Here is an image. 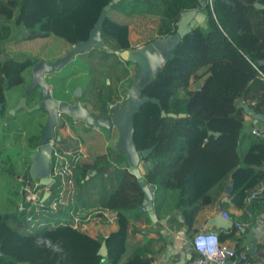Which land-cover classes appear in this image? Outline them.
Instances as JSON below:
<instances>
[{"label":"trees","instance_id":"1","mask_svg":"<svg viewBox=\"0 0 264 264\" xmlns=\"http://www.w3.org/2000/svg\"><path fill=\"white\" fill-rule=\"evenodd\" d=\"M113 1L0 0L1 103H5L8 91L23 89L27 83L25 72L33 65L54 62L77 43L86 41L103 8ZM255 3L264 5V0H213V9L206 3V23L181 40L143 92V96L159 101L158 105L143 107V113L137 115L141 117L140 126L135 122L137 150H151L147 162L154 167L146 172L145 180L156 188L155 213L160 217L168 204V209L181 212L182 227L191 234L195 233L198 213L217 201L229 181L233 186L230 197L239 208L245 207L249 191L264 185V132L252 134L253 125L245 119L239 105L240 101L255 103L250 108L256 113H262L264 107V9H257ZM196 6V0H121L114 4L102 27L103 38L112 48L108 45L107 50H93L81 56L89 59L87 62L97 59L98 67L93 71L100 73L98 77H105L90 80L86 89L92 92L85 91L89 101L82 99L83 105L89 108L95 101L100 106L89 110L104 115L107 106L121 98L125 88L132 84L133 75L130 77L129 72L134 65L123 62L117 52L132 49L129 27L137 16H159L157 35L165 38L176 32L181 14ZM6 19H11L9 25ZM14 22L20 29L17 33L12 30ZM109 57L113 59L106 61ZM107 62L110 67L103 68ZM111 77L117 80L115 87L106 82ZM197 83L200 84L195 86ZM5 120L6 127H16V114H8ZM63 120L73 127L74 120ZM59 127L65 128V122ZM39 139L38 135L28 139L31 150L38 148ZM55 142L66 154L77 152L74 148L80 143L75 138L63 137ZM115 151L109 148L92 161L71 159L74 188L66 190L60 199L65 204H60L59 210L48 218L31 212L33 221L39 222L53 221L63 213L72 214L67 225H47L22 232L0 210V264L25 260L20 254L4 252L8 247L27 255V264H104L99 255L103 243L109 264H119L133 229L131 216L143 210L145 193L128 171L124 156H114ZM31 162L32 158L27 180ZM9 173L14 174L11 167ZM48 190L51 196L43 204L45 209H50L54 202L59 204L60 198L57 182ZM28 207L26 200L24 209ZM144 212L147 217V210ZM93 214L116 225L100 242L92 240L84 228L86 218ZM27 215L24 211L23 222ZM77 215L81 220L73 229ZM37 237L60 242L63 254L37 247ZM152 261L153 257L136 256L126 264Z\"/></svg>","mask_w":264,"mask_h":264},{"label":"water","instance_id":"2","mask_svg":"<svg viewBox=\"0 0 264 264\" xmlns=\"http://www.w3.org/2000/svg\"><path fill=\"white\" fill-rule=\"evenodd\" d=\"M121 0H114L103 8L94 28L91 30L86 41L77 43L63 58L57 59L54 62L40 61L31 67V81L26 87L24 97L20 103L11 110L10 114L27 109L29 113L36 110H43L48 116L46 124L42 128V135L38 141V150L32 157L30 165V178L36 182L37 186L50 188L53 185V179L50 177L52 168V147L50 142L55 138L60 140V136H56V130L60 120L63 117L71 118L74 121H81L88 126L101 128L109 133L116 131L118 139L115 144V150L124 154L128 171L136 177L140 183L144 193V207L147 210L149 218L153 222H158V217L154 210L153 193L156 188L149 185L145 180V175L148 170L154 167V164L147 162L151 150L138 151L135 145V117L140 113L141 109L147 104L158 105L157 99H150L143 96L144 90L149 86L159 75L163 66L170 60L175 49L180 44L181 40L190 34L197 27L206 23L207 15L203 12L206 8V0H196L197 6L195 9L184 11L177 22V30L174 34L165 38H158L149 42L142 48H132L129 51L119 53L123 62H129L135 66V73L131 85L125 88L123 96L125 101L123 104L116 103L112 110L105 115H95L85 107L82 103L83 89L77 88L74 92L76 98L74 103L60 101L53 98L50 85L46 80L47 75L62 71L73 58L91 52L93 50H107L103 38V23L106 20L109 12L114 4ZM257 9H264V5L255 3ZM35 90L39 91L42 102L40 105L33 108H27V98ZM243 110L252 116L253 111L248 106L240 104ZM4 110L3 104L0 101V112ZM165 116V112L162 113ZM256 121L264 123V114L253 115ZM233 191V186L229 184L226 188V193L230 195ZM48 193L44 194L42 202L47 200ZM234 228L232 220L225 219L220 213H217L208 220L205 225V230H230ZM99 255L104 261L108 256L106 244L103 243L99 251ZM188 259L181 260L177 264H185Z\"/></svg>","mask_w":264,"mask_h":264},{"label":"crops","instance_id":"3","mask_svg":"<svg viewBox=\"0 0 264 264\" xmlns=\"http://www.w3.org/2000/svg\"><path fill=\"white\" fill-rule=\"evenodd\" d=\"M159 24V16H137L133 24L129 27V40L132 48H142L149 42L160 38L157 35ZM63 71H65V69ZM51 77L57 79L58 76L55 73L48 76V78ZM110 79L106 80L108 85H110ZM49 80L50 79H48V81ZM199 84L200 83L194 85L198 86ZM77 88L78 87H76V89ZM84 91L89 92L85 89L83 90V94ZM90 92L92 91L90 90ZM240 104H244L249 108L255 105V103H249L247 101H240L239 105ZM262 113L253 111L252 116H250L245 112V119L248 123L253 125L254 129L264 132V123L262 121H256V119L253 118V115ZM76 123L79 125L81 123L83 128L75 139L80 141L79 145L88 153V156L97 157L106 154L109 148L115 149V144L118 139L116 131L109 133L101 128L88 126L79 121ZM66 129H69L68 131L70 132V128ZM40 134H42V132ZM113 154L118 157L121 155L124 156L120 151H115ZM85 161L89 160L87 159L82 162ZM126 166L128 167L127 162ZM229 184H231L230 181ZM229 184H227V186H229ZM226 188L216 202L206 206L198 213L193 226L195 230L194 234L189 233L185 227H182L184 217L181 212L168 209V204L161 210V216L158 217V222H153L149 218L148 213L147 217H145V212L143 210L140 211L141 216L139 215L140 213L133 214L131 216L133 229L128 237L126 252L119 264H126L136 256L153 257L151 264H177L181 260L188 259L190 255H192L191 240L193 236L198 231L205 230V225L208 220L217 214L215 209L218 206H221L224 212L228 214L234 222V228L228 231L216 229V231H220L222 237H225L223 241L238 250L247 251L253 264H261L264 258V233L262 231L264 230V194L258 196L253 202L246 203L245 207L239 208L234 204L230 197L231 194L228 195L226 193ZM211 193H213L212 197L214 198L216 190H212ZM7 202L8 204L4 207L0 201V210L8 217V222L22 232H32L34 229L38 230L39 228L46 227L45 225H49V228L67 225L66 222L72 217V214L67 216L63 213L55 217L54 220L57 221L56 223L53 220L47 223L41 222L40 224L35 223L33 225L32 223L22 221L24 203H21V201H15L16 203H14L12 200ZM85 213L86 211L82 212V214L86 216ZM236 221L248 224V226L237 229ZM76 228L73 227V229ZM84 228L92 240L100 242L105 239L109 232L116 229V225L105 223L102 219L98 218L97 215L93 214V216L87 218ZM4 252L9 254L17 253L24 257L25 260H22L19 264H27L30 261L27 255L15 251L10 247L6 248ZM103 263L109 264L108 259L106 258Z\"/></svg>","mask_w":264,"mask_h":264},{"label":"rangeland","instance_id":"4","mask_svg":"<svg viewBox=\"0 0 264 264\" xmlns=\"http://www.w3.org/2000/svg\"><path fill=\"white\" fill-rule=\"evenodd\" d=\"M11 19H6L5 23L10 24ZM14 22L12 26V30L15 33L20 30ZM105 40V44L110 46V42L107 39ZM108 46V47H109ZM97 58V57H96ZM112 57H109L106 61L112 60ZM89 59H82L81 56H78L73 61L72 65L68 67L65 71H60L57 74V79H50V89L53 91L54 98L63 100H68L70 103L74 101L73 97L68 92H73L76 90V87H81L85 90L87 87H90V80L96 79L104 80V76H100V73H95L93 69L98 67L97 59H92L90 62H87ZM92 66H94L92 68ZM103 68H109L110 64L107 62L102 65ZM67 73V74H66ZM71 74V76H70ZM134 74V67L129 72V76L132 77ZM76 76V77H75ZM27 84L30 82L31 75L30 71L26 74ZM117 84V80L115 77H111L110 86L115 87ZM197 86V85H195ZM89 92V88L87 89ZM22 89H13L6 94V108L7 111L13 108L18 104L19 99L22 97ZM87 93L84 91L82 98L84 101H89L87 97ZM124 97V96H123ZM96 98V96H94ZM119 101L123 100V98H119ZM34 106L33 102L28 108H32ZM100 105L95 101L92 102L91 107L97 109ZM7 111L0 114V201L4 205V207L8 204L7 201L12 200L21 201L24 203L27 199L31 200V193H35L42 188H37L36 182L31 178L29 180L26 177V172L28 169V165L30 163V159L36 153V150H31L28 139L32 135H40L41 127L45 124L46 118L42 113L39 112H31L29 113L26 109H23L19 113L16 114V127L9 128L6 127V115ZM28 112V113H27ZM140 113H143V108ZM139 115V114H138ZM141 117H135L134 123L136 122L137 126H140L139 120ZM136 120V121H135ZM69 122L68 120H66ZM65 122V120H60V124ZM66 125V122H65ZM76 124H73V127L70 126V132L66 128H58V136L60 138H77L78 133L82 130V125L80 123L77 124V128H75ZM109 138V137H108ZM79 145V144H78ZM74 149H81L79 146ZM95 157H91L89 155L88 160L92 161ZM11 167L14 172L13 175L9 173V168ZM31 192V193H29ZM39 196L42 197L41 193ZM78 217V215H77ZM56 223L57 221L54 220ZM47 223V222H46ZM47 226V225H45Z\"/></svg>","mask_w":264,"mask_h":264},{"label":"built area","instance_id":"5","mask_svg":"<svg viewBox=\"0 0 264 264\" xmlns=\"http://www.w3.org/2000/svg\"><path fill=\"white\" fill-rule=\"evenodd\" d=\"M206 3L207 6H210L211 9H213V0H206ZM109 112L110 109H107L106 114ZM263 113H264V107H263ZM252 134L258 136L261 134V131L257 129H253ZM50 145L52 147V168H51L50 177L53 179V183L55 182L58 183V188L60 190V198L58 199L59 204L57 202H54L51 204L50 209L44 208L43 206L44 202H42L41 199L44 193L49 194L47 200L50 198L51 192L48 190V188H42L41 190H38L35 193L29 192L31 193L32 199L31 200L27 199V203L29 204V207L24 209V205H23V211H25L26 214H28L27 217L25 218V221L28 223H32L33 225L35 223L40 224L41 222H39V220L33 221V215L31 214V212L38 214L40 213L45 214L48 218L53 213L59 210L60 204H65V203H61L60 199L64 196V192L66 190H72L74 188V181H73L74 171L72 167V160L74 162H77V161H84L89 158L88 153L85 150L79 149L77 152L75 153L73 152L72 154L70 152H67L68 155H71L74 158L71 160L70 157H68L65 152L61 151L58 148L55 141H51ZM39 193H41L42 197L39 196ZM262 194H264V185H261L259 188L249 191L245 201L246 203H251L254 200H256L258 196ZM215 210L217 211V213H220L225 219L233 221V219H231V217L224 212L221 206L216 207ZM143 211H146V208H143ZM79 222H80L79 218L75 216L73 227L76 228ZM247 226L248 224L245 223L243 224L239 221H236L237 229H242ZM262 231L264 233V230ZM199 236L215 237L214 247L216 254L213 256L212 259L208 258V255L206 254V250H201L200 248L197 247L196 239ZM220 237H221L220 231H216V230L198 231L191 240L192 257L185 264H253L251 257L247 251L238 250L237 248L232 247L226 242L221 241ZM261 264H264V258Z\"/></svg>","mask_w":264,"mask_h":264},{"label":"clouds","instance_id":"6","mask_svg":"<svg viewBox=\"0 0 264 264\" xmlns=\"http://www.w3.org/2000/svg\"><path fill=\"white\" fill-rule=\"evenodd\" d=\"M119 53L120 52H117V55ZM134 73H135V66H134ZM133 76H134V74H133ZM122 98H123V100H121L122 102L117 100L114 103L116 104V103L121 102L119 104H123V102L125 101V98L123 96H122ZM105 110H107V108ZM105 114H106V112L104 113V115ZM75 122H77V121H75ZM79 122H81V121H79ZM53 141H56V140H53ZM35 186L37 188H40V187L46 188V187L37 186V185H35ZM44 194H43V196H44ZM42 199H43V197H42ZM46 202H47V200L44 201V203H46ZM196 244H197V247L200 248L201 250H206V254L208 255L209 259H212L213 256L216 254L215 253V247H214L215 246V237L214 236H207V237L199 236L196 239ZM35 245L37 247L47 248L53 254H63V252H64L63 246L60 242H54L51 238H48V237H37L35 240Z\"/></svg>","mask_w":264,"mask_h":264},{"label":"flooded vegetation","instance_id":"7","mask_svg":"<svg viewBox=\"0 0 264 264\" xmlns=\"http://www.w3.org/2000/svg\"><path fill=\"white\" fill-rule=\"evenodd\" d=\"M74 47V46H73ZM72 47V48H73ZM72 50V49H71ZM70 51V50H69ZM68 51V52H69ZM67 52V53H68ZM88 53H90V52H88ZM88 53H85V54H82V55H79V56H87V54ZM65 56V55H64ZM63 56V57H64ZM63 57H61V58H63ZM78 57V56H77ZM76 58V57H75ZM75 58H73V60H72V62L70 63V64H68L64 69L66 70L68 67H70L71 65H72V63H73V61L75 60ZM60 59V58H59ZM63 69V70H64ZM62 70V71H63ZM28 71H30V75H31V69L30 70H28ZM28 71H26L25 72V76H26V74L28 73ZM55 74V73H54ZM46 80H47V82H49L48 81V77H46ZM30 81H31V79H30ZM30 84V82L27 84L26 83V85L23 87V89H22V97L19 99V101H18V104L20 103V101H21V99L24 97V92H25V89H26V87L28 86ZM11 91V90H10ZM9 92V91H8ZM7 92V93H8ZM74 92H75V90H74ZM6 93V94H7ZM53 94V93H52ZM67 94H70L72 97H73V99H74V101H73V103L75 102V100H76V98L74 97V93L73 92H68ZM53 98H54V95H53ZM56 99V98H55ZM58 100H60V101H62L61 99H58ZM82 100V99H81ZM63 101H67V102H69L68 100H63ZM33 102V104H34V106H37V105H40L41 104V102H42V99H41V97H40V94H39V91L38 90H35L28 98H27V108L31 105V103ZM72 103V102H71ZM3 104V103H2ZM17 104V105H18ZM16 105V106H17ZM15 106V107H16ZM33 106V107H34ZM3 107H4V110L2 111V112H0V114H2L3 112H6L7 111V108H6V101H5V103L3 104ZM14 107V108H15ZM32 107V108H33ZM13 108V109H14ZM89 109V108H88ZM27 110V109H26ZM22 111V110H21ZM37 112H39V113H42L44 116H45V118H46V121H45V124H46V122H47V120H48V116H47V114H45V112L44 111H42V110H36ZM36 111H33V112H36ZM10 112H11V109L9 110V111H7V115L8 114H10ZM20 111H18V112H16V114L17 113H19ZM7 115H6V118H7ZM15 115V114H14ZM63 119H66V117H63V118H61V120H63ZM66 122V121H65ZM73 123H75L76 124V126H74V127H76L77 128V123L74 121ZM7 124V123H6ZM44 124V125H45ZM44 125H42V127H41V132H42V128H43V126ZM59 126H61V124H59ZM59 126L57 127V130H56V136H58V128H59ZM71 126V123H69V122H66V125H65V128H71L70 127ZM40 136V138H41V134L39 135ZM54 140H56V138L54 139Z\"/></svg>","mask_w":264,"mask_h":264},{"label":"bare ground","instance_id":"8","mask_svg":"<svg viewBox=\"0 0 264 264\" xmlns=\"http://www.w3.org/2000/svg\"><path fill=\"white\" fill-rule=\"evenodd\" d=\"M50 75H53V74H50ZM50 75H47V77L48 76H50ZM79 88V87H78ZM51 92H52V90H51ZM32 94V93H31ZM30 94V95H31ZM114 105H115V103H112V104H109L108 106H107V109H110V110H112V108L114 107ZM43 111V110H42ZM45 112V111H44ZM45 114H46V112H45ZM60 124V123H59ZM87 125V124H86ZM94 127V126H93ZM42 135V134H41ZM38 148H39V146H38ZM70 159H74L72 156H71V158ZM77 162H82V161H77ZM43 198H44V196H43ZM247 198V197H246Z\"/></svg>","mask_w":264,"mask_h":264}]
</instances>
